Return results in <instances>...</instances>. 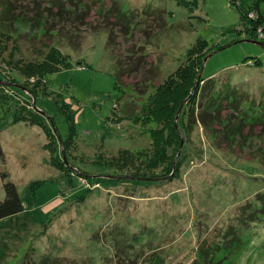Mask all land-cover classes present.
I'll list each match as a JSON object with an SVG mask.
<instances>
[{
	"label": "rangeland",
	"instance_id": "rangeland-1",
	"mask_svg": "<svg viewBox=\"0 0 264 264\" xmlns=\"http://www.w3.org/2000/svg\"><path fill=\"white\" fill-rule=\"evenodd\" d=\"M189 1L195 4L60 1L67 12L79 6L68 15L49 1L40 10L20 0L25 24L0 17V32L12 35L6 50L0 45V78L12 86L0 91L16 100L0 102V199L7 173L24 201L21 213L0 220V264H151L154 254H162L164 264H190L199 246L229 240L241 220L258 219L264 124L250 119L264 117V32L249 21L253 12L249 20L242 12L258 3L263 30L264 0ZM198 38L218 52L204 64L206 83L194 107L195 127L185 131L179 176L171 183L150 181L155 179L126 177L131 168H107L101 162L111 165L121 150L150 146L145 127L130 122L131 105H144ZM49 45L69 55L71 66L45 80L18 70L19 59L38 61ZM23 99L45 114L55 150L47 146L44 126L14 122ZM125 114L130 121L113 122ZM187 114L188 123L191 110ZM125 161L122 166L131 160ZM177 165L175 160V170ZM259 222L249 232L257 236L255 244L237 264H264V220ZM136 234L140 241H132Z\"/></svg>",
	"mask_w": 264,
	"mask_h": 264
},
{
	"label": "trees",
	"instance_id": "trees-1",
	"mask_svg": "<svg viewBox=\"0 0 264 264\" xmlns=\"http://www.w3.org/2000/svg\"><path fill=\"white\" fill-rule=\"evenodd\" d=\"M27 1L30 5L34 3L35 8L40 10L43 9L41 5L43 3L45 4L46 1H49L51 5H55L54 7L58 8L60 12H65L68 15L75 14L79 10V6L77 5L78 8L74 6L76 9H70L67 12L66 9L68 5L66 3H62L60 5V1L63 0ZM69 1L73 3V0ZM19 2L20 0H0V17L11 25L16 24L17 20H19L18 22L24 24L26 23L22 20V18L25 19L24 16H20L19 11L21 9L17 6ZM181 2L189 7L191 4H195V2L189 0H181ZM233 2L236 3L237 0H233ZM90 4L91 3H88V5ZM85 5H81L80 7L84 8ZM255 8H258V3L253 5V7L247 12L243 11L242 17L244 20H249L247 19L248 12H253L254 16L251 17L249 21L253 22L254 30L259 32L260 35H263L264 29H261L263 16L262 14L258 16L256 14ZM13 19H16V21L10 23V21ZM11 39L12 35L0 32V45L3 46V50L7 49V42L11 41ZM48 48L49 49L47 51L42 49L43 51H46V53L44 52L45 54L43 53L44 55L41 58L39 57L38 61H27L22 58L19 59V62L17 63L18 70L26 77L39 76V78L45 80L48 74L59 72L71 66L69 55L64 54L58 47L49 45ZM212 50L213 48H210L206 39L198 38L195 45L188 49L185 61L177 68L174 73L168 77L166 81L156 87V91L148 97L146 103L139 108L138 106L134 107L131 105V110L129 112L131 115V121L128 117L129 114H125L126 116L116 115L115 117H112L113 122L117 123L118 125L130 121L131 123H135L132 125L141 126L140 129L145 127L143 130L146 131V133H149L151 136V144L147 150L132 151L123 149L117 156H114L111 159V165L105 164V162H101V160L98 161L109 169H118L119 171H124L125 169L127 170L131 168V172L135 170L132 174L125 175L128 178L142 177L155 179L150 181H168L171 183L174 178L177 177V175L179 176L182 158L184 156L183 149L182 155H180V157H178V153L183 144V139V148L185 146V131L188 129L189 132H192L195 127L193 122L195 124L197 121V118L196 121H193V115L196 114V108L194 107L196 106L199 99L201 89L206 83V78L203 76L204 64L206 57L212 52ZM13 54L14 52L12 50V57ZM133 69H135V67L132 64L131 70ZM131 70H129V72H131ZM123 71L125 73L127 70L124 69ZM2 80L3 78H0V87L11 85V83L8 84ZM25 89L30 90V93L32 94L34 93L30 88ZM136 89L142 92L145 91V88H141L139 85H136ZM9 90L22 97L10 87ZM12 96L15 97L14 95ZM12 96H5L4 93L0 91V102L3 101L4 103H9L8 101L11 100V102L16 105V100L14 101ZM18 104L19 106L16 108L17 113L14 116V122L22 121L31 125H42L47 130L49 129L45 122V114L42 111L33 106V104L26 102L24 99ZM189 110H191V118L189 117L190 119L187 123L186 114ZM250 120L251 124L254 126L258 124H264V117H253ZM49 130V142L47 143V146L49 149H51V151H53L56 149L57 145L54 139L55 135L50 133ZM62 142L66 143L65 141ZM64 156L68 162L66 152ZM139 158L141 159L140 165H136L135 163ZM53 159L54 164L63 166L62 162H60L62 159H58L57 157H54ZM65 159L63 158V161H66ZM128 159L131 161L126 166H122V161L126 162L125 160ZM175 160H177L178 164V169L176 170L174 168ZM116 163L120 164L119 167ZM174 170L176 172L172 174ZM121 175L123 174L118 172V177H121ZM114 177L117 176L114 175ZM3 178L5 197L4 199H0V220L6 217L17 215L24 210V201L21 194L19 193L17 184L7 177V173H4ZM257 195L258 196H256V199L258 205H256L257 208H254V211L259 212L258 215H256L258 219L253 218L255 220L250 219L247 220L246 223L245 220H241L239 226H233L230 228L229 240H227L226 237V241L224 240L222 243L209 244V246L206 247L199 246L197 249L196 258L190 264H237L242 256V252L247 250L256 242L255 238L257 236L254 237L253 233H249L254 231L252 230L251 225L260 223L259 221L264 220V191L257 193ZM250 210L252 211L253 209ZM133 239L136 240V242L138 240L140 241V237L137 234L133 235L132 241ZM130 242L131 238L127 239V245H129ZM261 250H264V244ZM153 256L154 258L151 264L165 263V259L163 258L162 254H157L156 256L154 254Z\"/></svg>",
	"mask_w": 264,
	"mask_h": 264
},
{
	"label": "water",
	"instance_id": "water-1",
	"mask_svg": "<svg viewBox=\"0 0 264 264\" xmlns=\"http://www.w3.org/2000/svg\"><path fill=\"white\" fill-rule=\"evenodd\" d=\"M245 41V40H244ZM254 42H256V41H254ZM258 43V42H257ZM258 44H261L262 45V43H258ZM218 52V50L217 51H214V52H212V53H210L207 57H206V59H205V62H207L208 60H209V58L212 56V55H214L215 53H217ZM202 75V74H201ZM180 113V112H179ZM178 117H179V115H178ZM183 144H184V139H183ZM183 144H182V146H181V148H180V151H179V153H178V157L181 155V153H182V149H183ZM175 171V170H174Z\"/></svg>",
	"mask_w": 264,
	"mask_h": 264
}]
</instances>
